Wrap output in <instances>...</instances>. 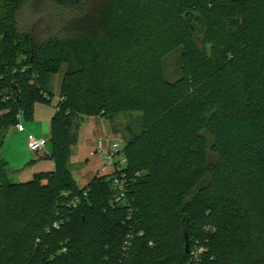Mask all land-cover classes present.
Here are the masks:
<instances>
[{"label":"trees","instance_id":"trees-1","mask_svg":"<svg viewBox=\"0 0 264 264\" xmlns=\"http://www.w3.org/2000/svg\"><path fill=\"white\" fill-rule=\"evenodd\" d=\"M145 1L146 14L157 16L154 6L164 23L194 37L189 15L204 22L199 37L208 19L219 32L218 55L206 68L210 105L199 111L192 140L178 136L187 129L191 68L176 82L154 71L149 96L164 126L146 119L142 135L125 138L130 184L118 203L112 178L80 188L65 164L78 119L114 115L99 88L97 47L119 21L123 0H0V146L20 112L32 120L37 102H51L44 94L53 95L51 79L66 65L50 128L55 170L17 183L0 157V264H193L195 245L199 264H264V40L260 48L246 39L252 0ZM224 154L236 157L231 176L221 171Z\"/></svg>","mask_w":264,"mask_h":264},{"label":"rangeland","instance_id":"rangeland-1","mask_svg":"<svg viewBox=\"0 0 264 264\" xmlns=\"http://www.w3.org/2000/svg\"><path fill=\"white\" fill-rule=\"evenodd\" d=\"M146 4L145 0H123L120 19L114 30L105 38V41L98 44L97 50L102 52V56L99 55V66L101 67L99 75L103 77V80H100L99 88L100 91L109 94L114 115L113 113H111L113 116L110 114L85 115L82 116L83 124L82 119L81 121L78 119L77 143L81 141V134H85L84 139L87 142H92L103 131V124L107 130L112 132V135L124 139L142 135L145 126L143 121L146 119L152 121L157 117V112L152 108L149 96V80L154 71L160 72L168 81L176 82L183 77L186 64L193 72V82L191 87L185 90L186 97L183 100L187 129L178 136L179 139L192 140L195 134H198L194 125L198 120H202L199 111L210 105L206 68L207 66L212 67L217 62L218 54L215 49L217 46L214 48V39L219 36V32L213 29L214 25L211 26L208 19L205 18L207 23L205 35L194 37L186 26L164 23L163 19L158 17L159 9L154 6L152 9L158 13L157 16L146 14L144 11ZM177 11L181 15L186 13L180 9ZM153 29L155 30L151 31ZM263 30L264 0H252L251 15L246 25V39L261 48L262 40H264V38L262 39ZM84 52L86 50L82 53ZM65 71L66 65L59 74L52 77L51 91L53 95L46 93V97L51 98V102H37L34 108L36 112L42 106L50 107L54 116L57 111L56 105L61 102ZM253 76L259 83L258 74L253 73ZM241 115L244 116V114ZM227 116L238 115L228 113ZM156 121L159 122L160 127L164 126L162 120L156 118ZM22 123L26 129L33 128L36 134L49 137L46 136L48 131L45 126L46 122L35 121L34 123V119L23 118ZM89 131L94 133L90 134ZM16 138L18 137L16 136ZM124 139L118 138L117 140L121 145H124ZM15 142L14 148L5 150L9 158L11 155L14 156L11 162L5 160L13 169L18 170L16 178L11 176L12 181L25 183L34 180L39 174L54 171L55 161L50 137L47 138L48 154L41 156L30 152L23 140ZM76 145L73 147L65 167L78 186L83 188L82 179L79 176H83L89 161L86 159V154L77 150ZM235 158L229 154H224L221 157L223 175L227 173L232 175ZM219 159L217 157L214 160L217 162Z\"/></svg>","mask_w":264,"mask_h":264},{"label":"built area","instance_id":"built-area-1","mask_svg":"<svg viewBox=\"0 0 264 264\" xmlns=\"http://www.w3.org/2000/svg\"><path fill=\"white\" fill-rule=\"evenodd\" d=\"M17 68L12 70V73L15 74L17 72ZM26 70V67L21 69L22 72ZM46 97V94H44ZM49 99V98H47ZM23 120V113L20 112L18 114V122L15 124L13 129L18 131H24L25 128L22 123ZM27 147L30 152L33 154H40V155H47V139L44 138H37L32 134H29ZM125 145H121V143L108 135H104L100 137L94 147V149L90 152V156L92 157H99L101 162L103 163V168L98 172L97 177H109L112 178L113 186L116 190V202L118 203H125V197L128 192L129 186V179L127 173L125 172L128 166V159L124 154ZM109 170V172H106ZM136 176L140 177L141 174L137 173ZM88 190L83 193V197H87ZM62 195L68 196V194L63 193ZM80 202V198L77 196L75 197L68 207L75 208ZM54 228L59 227V222H55L53 225ZM129 242L126 244L124 250H128L130 246V240L132 236H128ZM65 252L66 249H63ZM202 250L195 245V247L191 250V260L193 264H199L200 255Z\"/></svg>","mask_w":264,"mask_h":264},{"label":"crops","instance_id":"crops-1","mask_svg":"<svg viewBox=\"0 0 264 264\" xmlns=\"http://www.w3.org/2000/svg\"><path fill=\"white\" fill-rule=\"evenodd\" d=\"M56 108H57V105H56ZM52 114H53V111L51 110L50 107L42 106L38 110V112H36L34 110V115H33L34 123H35V121H44V122H46L45 126H46V129L48 130L46 132V136H49L50 138H51V132H50V128L51 127H50V124H51V121H52V119H50V118L53 116ZM83 121L84 120L82 119V124H83ZM103 127H104V129H103V131H101V134L97 135L94 138V140H92V142H89V141L87 142V140L84 139L85 134H81L80 135V140L81 141H79V143H77V145H76L77 150L79 152H81V153L83 152L84 154H86L87 155L86 159L89 161L87 163L88 167L85 168V173L82 172V173H84L83 176H79L82 179V185H83L82 187H84L85 185H88L94 178H96L97 175H98V172L103 168V163L101 162L99 157L90 156V152L94 149L98 139L100 137L104 136V135H108V136H110L112 138H115V139H118V138L124 139L123 137H118V136L112 135L111 134L112 132L107 130L105 128L106 126L104 124H103ZM89 132H90V134L94 133V132H91V131H89ZM29 134H32V135H34L35 137H37L39 139H41V138H44V139L49 138V137H44V136L36 134L35 133V129H33V128H28V129L25 128L24 131H18V130L12 129V131L6 136V138H4V140H3V142H2V144L0 146V157L3 158L4 160L6 159L9 162H11V160H13L12 158H14V156L11 155V158H9L8 155H6L5 150H9L10 148L11 149L14 148V146L16 145V142H15L16 140H20V141L23 140L24 145H26V147H27V141H28ZM16 136L18 138H16ZM124 141H125V139H124ZM27 149H28V147H27ZM9 162H8V164H9ZM9 167L11 169V176L13 175L14 178H16V173H18V170L13 169L10 165H9ZM106 172H109V170H107Z\"/></svg>","mask_w":264,"mask_h":264},{"label":"water","instance_id":"water-1","mask_svg":"<svg viewBox=\"0 0 264 264\" xmlns=\"http://www.w3.org/2000/svg\"><path fill=\"white\" fill-rule=\"evenodd\" d=\"M188 22L190 24V27L196 37H199L203 34L204 32V22L203 20L195 14L189 15ZM28 44V42L26 43ZM29 45V44H28ZM19 97V94H18ZM186 251H189L190 243H189V238L188 234H186Z\"/></svg>","mask_w":264,"mask_h":264}]
</instances>
